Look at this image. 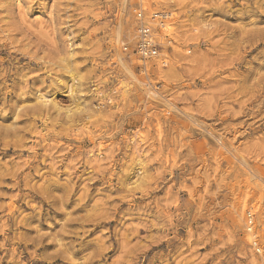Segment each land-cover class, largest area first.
Listing matches in <instances>:
<instances>
[{"label": "rangeland", "instance_id": "rangeland-1", "mask_svg": "<svg viewBox=\"0 0 264 264\" xmlns=\"http://www.w3.org/2000/svg\"><path fill=\"white\" fill-rule=\"evenodd\" d=\"M174 1L163 77L136 0H0V264H264V0Z\"/></svg>", "mask_w": 264, "mask_h": 264}, {"label": "built area", "instance_id": "built-area-1", "mask_svg": "<svg viewBox=\"0 0 264 264\" xmlns=\"http://www.w3.org/2000/svg\"><path fill=\"white\" fill-rule=\"evenodd\" d=\"M156 0L151 3L150 12H145V0H136L137 8L135 13L134 45L130 53L135 56L142 65L144 73L147 72L146 63H153V66H160L165 69L168 64L167 48L165 44L172 42L167 33V26L171 22L172 14L169 9H164L161 3L156 4ZM155 5L158 8L155 9ZM154 8V9H153ZM166 30V31H165ZM128 51L127 47L123 48ZM252 216L246 214V225L252 230ZM252 246L258 249L255 235L253 236Z\"/></svg>", "mask_w": 264, "mask_h": 264}, {"label": "bare ground", "instance_id": "bare-ground-1", "mask_svg": "<svg viewBox=\"0 0 264 264\" xmlns=\"http://www.w3.org/2000/svg\"><path fill=\"white\" fill-rule=\"evenodd\" d=\"M168 1V4H169V6H170V8H174V7H171L172 5H174V3H175V1L174 0H167ZM162 2V1H161ZM156 4H158L157 2H156ZM175 6V5H174ZM158 8V5H155V9H157ZM154 9V8H153ZM149 10V6H148V9H147V7H146V10L145 11H148ZM171 23V22H170ZM169 23V24H170ZM134 37V36H133ZM147 64H149V63H146V68H147ZM157 67V70H158V73H157V75H163V77L166 75V72H164L162 69L163 68H161L160 66H156ZM157 77H159V76H157ZM163 77H161L162 78V80H163ZM141 141V139L139 140V142ZM245 165V164H244ZM258 218V217H257ZM246 229H247V231H250V229H249V227L247 226L246 227ZM249 233V232H248ZM247 236V235H246ZM252 236H253V233H250L249 234V236L247 237L249 240H251L252 239Z\"/></svg>", "mask_w": 264, "mask_h": 264}]
</instances>
